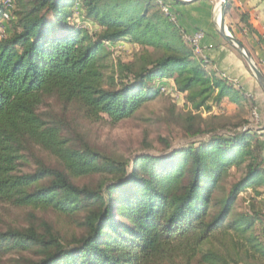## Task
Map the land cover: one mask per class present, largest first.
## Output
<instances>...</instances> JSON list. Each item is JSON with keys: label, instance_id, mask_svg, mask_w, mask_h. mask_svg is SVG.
<instances>
[{"label": "trees", "instance_id": "1", "mask_svg": "<svg viewBox=\"0 0 264 264\" xmlns=\"http://www.w3.org/2000/svg\"><path fill=\"white\" fill-rule=\"evenodd\" d=\"M160 1L12 0L3 20L0 0V204L30 210L24 226H0V264H264L261 136L249 120L218 126L199 114L227 103L252 111L255 102L210 73L162 11L181 2ZM77 7L93 29L73 23ZM123 41L139 53L107 76L108 45ZM165 80L191 108L186 134L202 140L172 148L161 139L166 154L127 161L83 138L67 116L132 119ZM49 98L61 113L40 111Z\"/></svg>", "mask_w": 264, "mask_h": 264}, {"label": "rangeland", "instance_id": "2", "mask_svg": "<svg viewBox=\"0 0 264 264\" xmlns=\"http://www.w3.org/2000/svg\"><path fill=\"white\" fill-rule=\"evenodd\" d=\"M207 1L212 10V17L214 13V18L212 19L215 26V8L217 0ZM225 7L227 9V5ZM226 13L227 12H225V22L227 25ZM74 14L72 21L75 25L87 27L89 30L93 29L90 24L86 25L82 22L79 14V7L75 9ZM225 44L227 43L225 42ZM108 46L110 57L106 61L109 66L106 75H113L114 77L117 76L118 61L129 62L134 59L135 55L138 54L140 50L136 44L128 41ZM166 82L167 85H165V87L167 92L161 91L162 94L157 100L147 104L143 109L138 111L132 119L124 120L117 124H111L108 121L91 123L83 119L82 116L74 110H69L67 116L73 122V128L81 133L83 138L88 139L106 152L114 154L117 157L129 161L133 156L140 153L164 155L168 151L164 149L160 141L161 139L169 140L172 148H180L190 143L198 142L205 137V135L194 137L186 134L184 118H186L191 108L184 103L183 95L173 89L171 81L166 80ZM173 107H175L174 111L172 110ZM40 111L58 114L62 111V105L56 99L49 98L45 101L43 107L40 108ZM195 113L196 112L193 111V114ZM199 114L207 124H209L207 119L212 114L216 116V119L212 120V122L218 126H227V122L238 123L243 120H249L247 124L249 128H254V126H256L252 118V111L248 107L243 110L232 107L227 111V104H223L220 110L213 107L211 113L201 110ZM196 122L200 124V121L196 120ZM205 122L201 124L205 125ZM204 125L201 126L204 127ZM222 132L227 133V130L222 129ZM231 173V177L223 184L225 189H227L228 183L238 176V174L234 172ZM251 196H253L251 191H246L241 194V197L245 200H248ZM263 196L264 195L261 197ZM242 206H246V203L244 202ZM29 212L30 210L28 209H19L0 204V226H24L27 222ZM33 213L51 222L56 229L61 231L67 230L68 225L66 222L52 212L35 211ZM12 258H17V256H12ZM5 260H7V258L3 259L4 262Z\"/></svg>", "mask_w": 264, "mask_h": 264}, {"label": "crops", "instance_id": "3", "mask_svg": "<svg viewBox=\"0 0 264 264\" xmlns=\"http://www.w3.org/2000/svg\"><path fill=\"white\" fill-rule=\"evenodd\" d=\"M227 3L230 4L226 10L227 28L230 34L243 45L264 76V0H227ZM172 10L175 22L184 32L195 30L204 32L201 47L203 53L208 56L207 70L217 76L226 77L235 87L242 89L248 97L253 98L261 119L251 129L261 136L264 143V92L241 55L239 56V53L228 43L225 44L221 38L216 25L213 24L214 13L212 17L209 2L196 0L180 3L173 5ZM243 14L249 27L240 20ZM232 107L237 106L227 103V111Z\"/></svg>", "mask_w": 264, "mask_h": 264}, {"label": "built area", "instance_id": "4", "mask_svg": "<svg viewBox=\"0 0 264 264\" xmlns=\"http://www.w3.org/2000/svg\"><path fill=\"white\" fill-rule=\"evenodd\" d=\"M159 2L161 3L160 0H159ZM3 5L5 7V11L2 14L3 20H9L11 18L10 14H9V10H11V8H12V0H3ZM162 11L166 14H169L171 20H173L175 22V16L171 12L169 6L162 4ZM203 38H204V32L201 30H195V31H192L189 33L185 32L184 36H183L184 41L192 49V52L195 55L199 56L203 61L209 62L208 56L206 54H204L202 51L201 41L203 40ZM165 85H167V83L161 85V91L162 92H167ZM172 86H173V89L175 90V87L173 84H172ZM252 118H253L254 122L256 123V125L260 122V119H261L260 118V112L258 111L257 108H254L252 110Z\"/></svg>", "mask_w": 264, "mask_h": 264}, {"label": "water", "instance_id": "5", "mask_svg": "<svg viewBox=\"0 0 264 264\" xmlns=\"http://www.w3.org/2000/svg\"><path fill=\"white\" fill-rule=\"evenodd\" d=\"M181 3H190L194 2L196 0H176ZM221 19H220V25L219 28H217L218 33L223 38V40L228 43L232 48H234L243 58L245 63L247 64L248 68L250 69L252 75L260 85L262 91L264 92V76L259 70L258 66L250 56V54L245 50L243 45L236 40L229 32L226 22H225V12H226V5L227 0H222L221 2Z\"/></svg>", "mask_w": 264, "mask_h": 264}, {"label": "bare ground", "instance_id": "6", "mask_svg": "<svg viewBox=\"0 0 264 264\" xmlns=\"http://www.w3.org/2000/svg\"><path fill=\"white\" fill-rule=\"evenodd\" d=\"M222 0H217L216 9H215V23L217 27L219 28L220 25V19H221V3Z\"/></svg>", "mask_w": 264, "mask_h": 264}]
</instances>
